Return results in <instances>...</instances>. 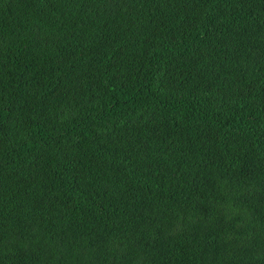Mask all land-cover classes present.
Segmentation results:
<instances>
[{"label": "trees", "instance_id": "obj_1", "mask_svg": "<svg viewBox=\"0 0 264 264\" xmlns=\"http://www.w3.org/2000/svg\"><path fill=\"white\" fill-rule=\"evenodd\" d=\"M0 264H264V0H0Z\"/></svg>", "mask_w": 264, "mask_h": 264}]
</instances>
